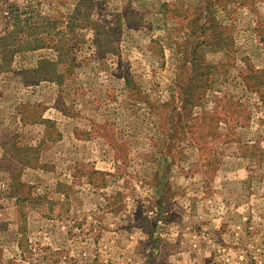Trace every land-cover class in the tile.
Returning <instances> with one entry per match:
<instances>
[{
  "label": "rangeland",
  "instance_id": "1",
  "mask_svg": "<svg viewBox=\"0 0 264 264\" xmlns=\"http://www.w3.org/2000/svg\"><path fill=\"white\" fill-rule=\"evenodd\" d=\"M0 264H264V0H0Z\"/></svg>",
  "mask_w": 264,
  "mask_h": 264
},
{
  "label": "trees",
  "instance_id": "2",
  "mask_svg": "<svg viewBox=\"0 0 264 264\" xmlns=\"http://www.w3.org/2000/svg\"><path fill=\"white\" fill-rule=\"evenodd\" d=\"M128 80H129V78H128Z\"/></svg>",
  "mask_w": 264,
  "mask_h": 264
}]
</instances>
